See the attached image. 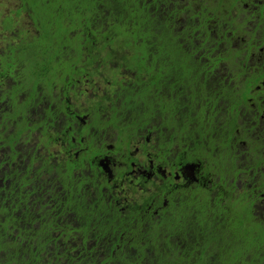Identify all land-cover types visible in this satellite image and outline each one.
Here are the masks:
<instances>
[{"label":"trees","instance_id":"16d2710c","mask_svg":"<svg viewBox=\"0 0 264 264\" xmlns=\"http://www.w3.org/2000/svg\"><path fill=\"white\" fill-rule=\"evenodd\" d=\"M18 1L30 30L9 16L0 30L17 39L0 45V264H264V3L239 20L228 17L237 0L205 11L199 0ZM94 80L110 86L83 109ZM42 91L63 116L49 105L28 124ZM107 109L122 138L165 126L164 155L179 150L217 180L173 183L166 199L161 186L113 194L90 162L98 151L69 154L74 129L98 138L86 130ZM71 122L62 155L27 148L17 159L28 126Z\"/></svg>","mask_w":264,"mask_h":264},{"label":"flooded vegetation","instance_id":"af4514ba","mask_svg":"<svg viewBox=\"0 0 264 264\" xmlns=\"http://www.w3.org/2000/svg\"><path fill=\"white\" fill-rule=\"evenodd\" d=\"M253 2V1H252ZM235 3H238L241 5L240 0H237ZM244 5V4H243ZM47 103L42 108H45L46 106L50 105V100L46 99ZM51 107V105H50ZM53 104L52 111L53 112H59ZM59 109V108H58ZM43 113L41 111V114H38L39 120ZM60 116H63V113L59 112ZM84 116H77L78 121H80L81 124H84L83 121ZM35 121V120H34ZM33 121V122H34ZM163 122L162 124L171 125L169 124L171 120L167 115H163V119L159 120V122ZM32 121H29L28 124H30ZM54 122V121H53ZM172 123V122H171ZM56 124V123H55ZM55 124L51 123V125L48 126V128H44V132L40 133L39 130L43 128H36L35 125H30L27 127V130H25L26 133V141L28 144V148H31L34 151H40L45 149L46 153L45 156L48 157L49 155H52V151H48V148L44 146V143H39V139L42 136L43 138H46L48 135L46 133V130H49L48 132H52L54 135V142H51L50 144H47V146H50L51 144L57 145L56 143H66L62 139V136H64L66 133L65 131L71 130L72 128L76 127V122H71V125L68 126L66 124L59 125L57 129L54 127ZM153 125H146L143 129H140L141 131L135 130V135L132 138L128 137H120L118 135L116 138L117 140L113 142L112 147H108V142L106 140H100L98 138L93 137H87L86 135L80 136L77 133V128L74 129L75 132H72L69 137L71 139V142L74 144L71 145V149L73 152L69 154H74V156L77 158L79 155L83 156L81 154L84 149L87 148V146H84L85 143L90 144L92 149H94V152L98 151L99 154L93 155L90 162H94L95 168L93 170H96L97 176L101 177V182L104 180H107V183L111 184V192L114 194V189L123 184L125 182V177L127 175H132L135 177L136 175L141 178L140 180V186L138 188H135V186L131 183V178L128 184L130 185L131 191L134 192L135 195H137V192H140L141 194L145 191V195L147 197L153 196L154 193L157 192L158 187L161 186L165 188L162 195L164 199H166V188L171 186L173 183H180L182 186L186 185H201L205 186L206 184L211 186L213 184V175L211 173H207L205 171H201L200 167H203L201 164L195 163V162H183L184 155L181 154L179 150H177L175 153H173L170 156L164 155V148L161 147L166 143V140L169 138L167 135L170 136L169 131L166 129L163 125H157L158 123H152ZM57 126V125H56ZM60 127V128H59ZM64 127L66 130L63 133ZM86 131H89L87 128ZM156 133L155 138H152L153 135ZM34 135V137H32ZM141 138V140H140ZM44 140H42L43 142ZM138 143L137 145H135ZM65 144V145H66ZM135 145L136 148H134L135 151H139V155H143L146 160H140L136 157V155H133L132 146ZM23 145V144H22ZM86 147V148H85ZM165 147V146H164ZM57 153H60V155L63 154L61 151H57ZM68 154V155H69ZM49 158V157H48ZM52 158H56L52 155ZM121 158V159H120ZM119 162L118 165L116 163ZM65 164V163H64ZM91 165V163H89ZM93 165V164H92ZM111 165L110 171L111 173H108L106 171L107 166ZM192 166L194 169L193 176H188L185 173V167L186 166ZM94 166V165H93ZM134 172V173H133ZM53 171L51 172V174ZM76 173V172H75ZM188 177L192 178L193 180L189 179ZM216 177V176H215ZM156 180H159L157 182ZM175 186V185H174ZM140 189V190H138ZM107 187H103V191H106ZM119 191V190H117ZM161 195V196H162ZM53 199V198H51ZM154 200V198H152ZM162 204L165 206L168 205V208L170 205L167 201L163 200Z\"/></svg>","mask_w":264,"mask_h":264},{"label":"rangeland","instance_id":"374dc122","mask_svg":"<svg viewBox=\"0 0 264 264\" xmlns=\"http://www.w3.org/2000/svg\"><path fill=\"white\" fill-rule=\"evenodd\" d=\"M216 0H199L198 3L196 4L197 8H202L203 4H208V5H211V3L215 2ZM228 1H233V0H225L224 2L227 4ZM249 1H253V3L251 5H247V4H244V5H239L238 3H236L230 10L231 14L228 16V17H232V16H235V15H238V19L240 20L241 18H243L245 16V12L246 11H243L242 9L243 8H249L248 9V14H251V9H255L256 7L254 6V4L256 3H260V4H263L264 3V0H249ZM19 3L18 0H0V30H1V20H2V17H16V23H15V28H19V29H23V30H27L29 29L30 30V24L28 22V17L26 15L22 16L24 13H21L20 16L16 15L15 14V10H16V6L17 4ZM257 7H260V5H257ZM227 8V7H226ZM203 11H205V9L202 8ZM225 13L226 10H224ZM206 15L207 16H211V13H208L206 12ZM209 18V21H212L214 20V17H208ZM254 18V17H252ZM251 18V19H252ZM18 21V23H17ZM251 21V20H250ZM248 21L247 24H245L244 27H251L252 26V22ZM225 23H228L227 22H223V26H225ZM227 25V24H226ZM21 27V28H20ZM23 32V31H22ZM2 35L5 36L3 39L1 38L0 39V45L1 44H6V43H11V42H15L17 41V39H12L11 38V35H6V32H2ZM243 37H246V36H243ZM241 38H239V41L240 42ZM99 80V79H98ZM98 80H94V83L93 84H87V83H83L82 85L84 86V90H85V93H90L89 91H91L94 87V85L96 86L93 90H92V93L89 97H92L94 96L95 94H97L98 92L99 93H102V92H105V90L108 89V87L110 86V83H105L104 81H100L99 83ZM96 83V84H95ZM60 89L61 87L59 85H57L54 89H52V93H58L60 92ZM42 93V94H41ZM39 94V96H42V99L43 101L41 103H37L35 104L30 110L29 112H31V121H34V120H37L38 119V114H41V111H42V107L46 105L47 103V100L45 99V97H47L48 95L46 93H44L43 91ZM98 93V94H99ZM55 95V94H53ZM86 98L84 97V94L82 96L79 97V99H81V104H82V108L85 109V107L87 105H89L92 101L91 100H95L96 97H92V98ZM78 101V100H77ZM51 107L53 108V103L51 104ZM128 116V115H127ZM126 116L124 122L125 123H130V121L128 120V117ZM113 114L112 112L107 109L105 110L104 112V115L102 116V118L105 119L106 123L103 122V123H93L91 122V124L89 125L88 129L89 130H96L98 133V139L100 140H106L108 143V147H112V144L114 141L117 140V136H118V130L116 128H114V125H113ZM156 133L153 135L152 138H155L156 136ZM23 136L27 137L26 136V133L25 131L22 133ZM34 137V135L32 136ZM141 140V138H140ZM57 145H53L51 144L50 146H48V150H51L54 154L57 153V151L60 149V145H59V142L56 143ZM138 143H136L135 145H137ZM135 145L133 144L132 146V151H133V155H136L137 158H139L140 160H146V158L143 156V155H139V151H135L134 148ZM22 150L19 152H21L18 156H17V159L19 158V156H21L22 154H25L27 148H28V144L27 143H24V145H20ZM19 149V148H18ZM17 148L15 150H18ZM1 151H4L3 148L0 149ZM39 153H42V155L45 156V153H46V150L43 149L41 151H39ZM60 158V156H59ZM121 159V158H120ZM19 162L24 165V162H23V159L19 160ZM119 162L116 163V165H118ZM107 168H106V171L108 173H111L112 171H110V168H111V165H106ZM194 172V169L192 166H186L185 167V173L188 175V176H193V173ZM134 173V172H133ZM227 176V175H226ZM133 176L132 175H127L125 177V182L119 186H117L113 191L116 193L117 196L119 197H123L125 194L127 195L126 197L131 200L133 198V195L130 193L131 192V188H130V185L128 184V182L130 181V179L132 178ZM189 179L193 180L192 178L188 177ZM140 180L141 178H139L138 175H136L135 177H133L131 179V183L135 186V188H138V186H140ZM157 182H159V180H156ZM119 190V191H117ZM140 190V189H138Z\"/></svg>","mask_w":264,"mask_h":264},{"label":"snow or ice","instance_id":"6c2138e0","mask_svg":"<svg viewBox=\"0 0 264 264\" xmlns=\"http://www.w3.org/2000/svg\"><path fill=\"white\" fill-rule=\"evenodd\" d=\"M10 87V85H8Z\"/></svg>","mask_w":264,"mask_h":264}]
</instances>
